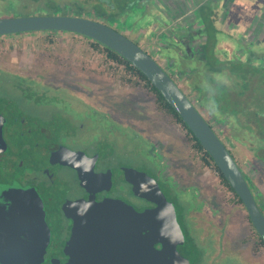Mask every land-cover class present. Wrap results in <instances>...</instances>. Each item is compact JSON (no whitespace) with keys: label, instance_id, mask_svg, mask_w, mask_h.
<instances>
[{"label":"rangeland","instance_id":"rangeland-1","mask_svg":"<svg viewBox=\"0 0 264 264\" xmlns=\"http://www.w3.org/2000/svg\"><path fill=\"white\" fill-rule=\"evenodd\" d=\"M53 1L55 0H0V18L60 13L52 7ZM144 1L147 0H113L110 3L107 0H59L58 3L67 9L70 6L76 8L77 12H88L89 17L97 9L107 11V14L115 18L118 14L119 18L113 21L118 26H111L122 33H125V29L132 32L135 30L136 33L149 23L150 10L156 8L160 11L165 2L154 0L148 11L149 4L144 5ZM170 1L190 11L188 0ZM130 5L133 6L125 7ZM228 7L222 21L216 23L221 31L217 34L216 45L213 46L218 63L226 58L234 59L235 53H243L241 48H252L257 55L264 56V0H230ZM122 14L125 15L122 17ZM174 14L184 17L189 12ZM193 18L195 16H191ZM158 20L168 31L175 24L170 26L169 22L164 23L163 18ZM158 27V24H152L146 36L140 34V40L144 45L147 44L144 46L145 50L155 56L173 75L215 131L225 140L226 135L234 133L233 126L230 125V120H222L216 114L217 110L213 108L210 100L202 97L204 89L199 90L202 94L199 93L197 87L202 76H198L200 67L197 66L195 54H186L185 46L178 47L180 54L184 51L182 54L189 64L170 67L171 59L163 56L160 49L162 39L157 36ZM128 36L138 43L134 35ZM200 44L201 41L197 48ZM178 68H181L182 76L177 74ZM191 69L193 73L190 72ZM0 74L3 81L10 82L19 77L25 83L51 87L45 89L46 91H41L44 88L40 85L30 88V91H40L38 93L42 96L38 98L24 96L20 91L8 93L13 94L14 102L27 117L50 127L54 139L59 138L64 143L90 148L93 144L98 145V139L108 138L110 143H100V149L103 154H112L115 157L116 166L128 162L136 169H150L160 176L164 190L179 205V216L191 245L197 251V264H264V245L259 243L247 210L234 200L232 192L222 183L213 166L204 163L200 153L194 148L193 141L189 139L186 128L158 107L155 95L143 83L127 82L123 69L95 49L88 38L66 31L54 35L35 31L0 37ZM215 77L225 80L229 76L220 74ZM230 81L232 89L229 92L233 99L231 100L234 101L239 99L237 90L240 88L233 84V79ZM248 89L251 93L240 97V104L233 108L252 106L257 110L264 107L263 78L259 85L248 86ZM85 103L100 111H112L123 125L126 122L131 123L133 128L108 122L107 117L84 106ZM62 118L86 124V129L75 130L65 124ZM147 138L162 155L165 168L161 162L155 160L151 153L153 146ZM242 139L243 141H237L235 138L228 146L233 149L242 168L264 194V161L257 159L259 157L254 156L249 142ZM129 151L132 152L127 154ZM168 180H173L174 183L167 182ZM194 216L199 228L195 226ZM218 242L224 243V246L219 247ZM225 254L226 257L219 259V256Z\"/></svg>","mask_w":264,"mask_h":264},{"label":"flooded vegetation","instance_id":"flooded-vegetation-1","mask_svg":"<svg viewBox=\"0 0 264 264\" xmlns=\"http://www.w3.org/2000/svg\"><path fill=\"white\" fill-rule=\"evenodd\" d=\"M107 1L110 3L113 0ZM153 1L143 3L149 4L148 11ZM188 1L190 11L165 0L160 10L162 12L156 11V8L150 10L149 23L140 32L125 29L123 34L134 35L144 48L147 44L144 45L140 40V34L146 36L150 26L158 24L156 30L157 36L162 39L160 45L171 48L185 46L186 54H195L201 38L180 30L192 23L196 25L197 3L200 0ZM210 1L215 9L227 7L221 10L219 21H222L229 10L230 0ZM58 5L65 8L64 5ZM73 9L69 6L67 11L76 15ZM174 12L189 14L179 17ZM87 13L82 12L80 15L87 16ZM107 13L97 9L90 13V18L110 26L116 25L113 21L119 18L118 14L115 18ZM191 16H195V19H191ZM159 18H163L164 23L169 22L170 26L175 23L172 30L164 29ZM164 33L177 34L174 39L166 40L162 38ZM154 40L158 41L156 38ZM194 58L198 59L196 54ZM8 92L0 91V264H197V251L191 245L179 216V205L164 190L160 176L150 169L144 170L160 183L168 201L164 208L162 202L153 200L152 197L156 198L157 195L146 196L144 190L138 188L140 181H131L133 177L128 172L136 168L133 164L122 162L116 166L112 154L101 152L100 143H110L108 138L98 139V145L93 144L90 148L54 139L51 128L27 117L14 102L13 94ZM20 92L24 96H42L38 93L40 91ZM84 106L107 117V121L116 126L133 128L131 123L123 125L112 111H100L88 103ZM62 119L75 130L86 129V124L79 121ZM134 130L144 137L137 129ZM151 145L155 160L165 168L162 155L153 142ZM66 148L79 154L68 156L65 154ZM82 152L84 156L80 155ZM133 210L159 211L160 218L164 210L167 215H171L173 210L174 220L184 230L185 242L176 241V251L168 247L167 236L163 239L164 235L156 231L154 223L139 233ZM193 219L199 228L195 216ZM171 227V223H167L166 228ZM174 239L175 235L172 236ZM218 245L222 248L224 243L218 242ZM226 254L219 256V259L226 257Z\"/></svg>","mask_w":264,"mask_h":264},{"label":"trees","instance_id":"trees-1","mask_svg":"<svg viewBox=\"0 0 264 264\" xmlns=\"http://www.w3.org/2000/svg\"><path fill=\"white\" fill-rule=\"evenodd\" d=\"M24 1L25 0H21V2ZM34 1H39V0H34ZM211 3L212 2L210 0H200L197 3L196 25H194L193 23L190 24V26L186 25L180 31H184L186 33L190 32L192 35L195 34L202 40L200 47L197 48V52H195L196 57L198 58L195 60L198 63L197 66L200 67L198 76H202V80L199 82L197 89L198 91L204 89L203 92L205 93L202 94L201 93L202 91H199V93L202 94V97H204L205 100L208 99L211 101L210 103L213 105V108L217 110L216 114L218 113V116L222 120L225 118L227 120H230V125L233 126L234 133L226 135L225 140L222 137L220 138L226 143L231 154L233 155L236 162L240 166L245 178L247 179L248 183L252 188L253 193L255 194V199L260 209L264 213V194L261 191H259L256 185L253 183V180L247 175L245 170L242 168V165L238 160L233 149H231L228 146L229 142L230 143L233 142L235 138L238 139L237 141H243L242 138H244L249 142L250 149L254 152V156L256 157L257 155V157H259L257 159L261 158L264 161V107L259 108L257 110H255L252 106L251 107L238 106L237 108H233L234 106H237V104H240L238 101L240 100V97H244L247 94L251 93V91H248L249 90L248 86L249 87L257 86L260 84V80L262 78L264 80V56L257 55V53H255L252 48H245V49L241 48L243 53H239V54L235 53L234 59L226 58L224 61H222V63H218L219 59L215 57L216 53L213 46L216 45L217 43V34L221 32L217 28L216 23L222 17L220 16V13L221 10L224 11L225 7L223 8L219 7L218 9H215V6L212 5ZM58 4L59 3L56 0L51 3L52 7L57 9L58 12L65 14L67 8L65 7L62 9L59 7L60 5ZM73 11L75 12V14L78 15L82 14V12H77L76 8H74ZM32 32L35 31L26 32V33H32ZM40 32L45 33L47 35H54L56 33H61L65 31L42 30ZM70 33L88 38L91 41V45L95 49L104 53L106 58L110 59L112 62L117 63L118 66H120L123 69L127 78L126 79L127 82H133V83L135 82L138 84L143 83V85L155 95L158 107L165 113L171 115L177 122L181 123L186 128L189 139L193 141V146L200 153L204 163L206 165L213 166V168L219 173L222 183L225 185L226 188H228L230 192H232L234 196V200L238 203H241L244 206L242 199L238 196V194L232 188L228 180L225 178L224 174L217 166L216 162L214 161L210 153L204 149V147L202 146L196 135L191 131V129L182 119L178 111L167 101V99L163 96L160 90L151 82V80L139 68L134 66L128 59H126L124 56L119 54L114 49L82 34H78L74 32H70ZM19 34H23V33H19ZM159 34L161 33L159 32ZM9 35H13V34H9ZM9 35H0V37L9 36ZM174 35H167L166 33H164L162 38L166 40L174 39ZM160 49H162L163 56H166L167 58L171 59L170 67L173 68L177 66L183 67L189 64L188 59L185 58V55H183L182 53L180 54L179 48H171L165 46L164 44H161ZM180 69L181 68H178L177 74L182 76V71ZM190 72L193 73V70L191 69ZM220 74L221 75L228 74L229 77H226L225 80H220L217 77H215ZM171 76L173 77L172 74ZM231 79L234 80L233 84L237 88H240L237 90L239 99H236L234 101H232L233 99L229 92L232 89L230 87ZM31 85L32 84L30 83H25L24 80L22 78L20 79L19 77L14 78L10 82L3 81L2 74H0V91H30V88L38 85H40L41 88H44L41 91H46L45 89L47 88L51 89V87H48L47 85H43V84H33L32 86ZM241 89L244 91H242ZM202 102L204 103V101ZM210 111L212 113L213 112L215 113V111H213L212 109H210ZM253 228L257 234V238L259 240L260 245H264V239L259 235V233L257 232L254 226Z\"/></svg>","mask_w":264,"mask_h":264},{"label":"water","instance_id":"water-1","mask_svg":"<svg viewBox=\"0 0 264 264\" xmlns=\"http://www.w3.org/2000/svg\"><path fill=\"white\" fill-rule=\"evenodd\" d=\"M42 30L74 32L90 37L114 49L128 59L134 66L139 68L160 90L167 101L178 111L204 149L213 157L225 178L242 199L253 226L264 239V213L260 209L255 199V194L240 166L231 154L226 143L220 138L209 121L200 112L199 108L193 103L167 69L151 53L147 52L137 42L131 40L128 36L112 26L90 17L54 13L50 15H26L0 18V35ZM65 154L73 157L79 153L67 150L66 148ZM80 155L84 156L85 154L82 152ZM128 173L133 177L131 179L132 182H134V179L141 182L137 186L139 189L144 190L146 196H150L151 194L157 195L156 198L152 197L153 200L162 202L163 208L166 206L168 202L167 197L162 191L158 180L146 171L136 168L130 169ZM132 213L137 220L139 233L147 230L148 225L154 223L157 227L155 228L156 231L164 235L163 239L167 236L166 239L169 242L168 247H172L176 251V241L182 244L185 242L186 236L184 230L176 219L174 220L173 210L171 215H167L164 210L162 212L163 217L161 218L158 216L161 215L159 211L139 212L133 210ZM167 223H171L172 227L167 229ZM174 235L175 239L172 240V236Z\"/></svg>","mask_w":264,"mask_h":264},{"label":"crops","instance_id":"crops-1","mask_svg":"<svg viewBox=\"0 0 264 264\" xmlns=\"http://www.w3.org/2000/svg\"><path fill=\"white\" fill-rule=\"evenodd\" d=\"M57 2L59 1V0H56ZM158 9H156V11H157ZM160 12H162V11H160Z\"/></svg>","mask_w":264,"mask_h":264}]
</instances>
